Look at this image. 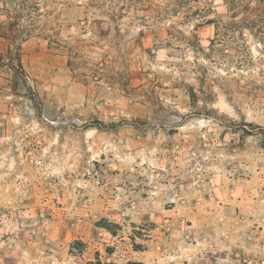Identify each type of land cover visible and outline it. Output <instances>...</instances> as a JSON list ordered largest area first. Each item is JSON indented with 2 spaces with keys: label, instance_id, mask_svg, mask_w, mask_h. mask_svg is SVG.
Here are the masks:
<instances>
[{
  "label": "rangeland",
  "instance_id": "obj_1",
  "mask_svg": "<svg viewBox=\"0 0 264 264\" xmlns=\"http://www.w3.org/2000/svg\"><path fill=\"white\" fill-rule=\"evenodd\" d=\"M0 264H264V0H0Z\"/></svg>",
  "mask_w": 264,
  "mask_h": 264
},
{
  "label": "trees",
  "instance_id": "obj_2",
  "mask_svg": "<svg viewBox=\"0 0 264 264\" xmlns=\"http://www.w3.org/2000/svg\"><path fill=\"white\" fill-rule=\"evenodd\" d=\"M19 64H20V61H19Z\"/></svg>",
  "mask_w": 264,
  "mask_h": 264
}]
</instances>
